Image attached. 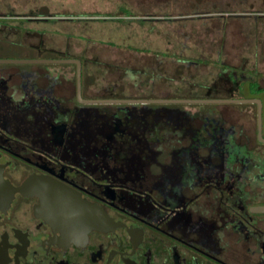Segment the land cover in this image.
<instances>
[{"label":"flooded vegetation","instance_id":"1","mask_svg":"<svg viewBox=\"0 0 264 264\" xmlns=\"http://www.w3.org/2000/svg\"><path fill=\"white\" fill-rule=\"evenodd\" d=\"M43 15L10 9L0 32L42 39L27 23L55 20ZM34 47L58 57L23 61L73 62L0 64V264H264L257 73L222 62L226 88L200 97L89 50ZM215 95L246 102H181Z\"/></svg>","mask_w":264,"mask_h":264},{"label":"rangeland","instance_id":"2","mask_svg":"<svg viewBox=\"0 0 264 264\" xmlns=\"http://www.w3.org/2000/svg\"><path fill=\"white\" fill-rule=\"evenodd\" d=\"M23 5L55 20L27 23L28 31L32 25L44 30L39 40L0 32V59H55L34 46L60 44L76 53L89 50L121 70L129 67L131 81L137 78L134 72L146 69L157 73L149 77L160 84L222 91L226 85L217 75L223 62L257 73L264 84V0H0V13ZM184 60L202 68L185 67ZM236 108L222 109L235 113Z\"/></svg>","mask_w":264,"mask_h":264},{"label":"water","instance_id":"3","mask_svg":"<svg viewBox=\"0 0 264 264\" xmlns=\"http://www.w3.org/2000/svg\"><path fill=\"white\" fill-rule=\"evenodd\" d=\"M73 61H23V60H0V64H26V63H72ZM79 64V63H78ZM185 103L192 104H239L246 101H237V100H222V99H200V100H186L181 101ZM261 121V116H260Z\"/></svg>","mask_w":264,"mask_h":264}]
</instances>
